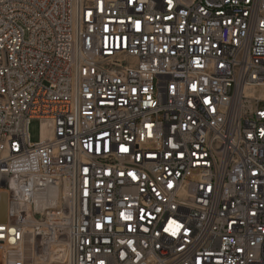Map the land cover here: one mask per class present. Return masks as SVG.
I'll use <instances>...</instances> for the list:
<instances>
[{
    "label": "built area",
    "instance_id": "built-area-1",
    "mask_svg": "<svg viewBox=\"0 0 264 264\" xmlns=\"http://www.w3.org/2000/svg\"><path fill=\"white\" fill-rule=\"evenodd\" d=\"M263 89L264 0H0V264H264Z\"/></svg>",
    "mask_w": 264,
    "mask_h": 264
},
{
    "label": "rangeland",
    "instance_id": "rangeland-1",
    "mask_svg": "<svg viewBox=\"0 0 264 264\" xmlns=\"http://www.w3.org/2000/svg\"><path fill=\"white\" fill-rule=\"evenodd\" d=\"M264 96V89L261 91ZM29 141L30 143L38 142L41 134V124L38 120H31L28 127Z\"/></svg>",
    "mask_w": 264,
    "mask_h": 264
},
{
    "label": "water",
    "instance_id": "water-1",
    "mask_svg": "<svg viewBox=\"0 0 264 264\" xmlns=\"http://www.w3.org/2000/svg\"><path fill=\"white\" fill-rule=\"evenodd\" d=\"M6 221V195H0V223H5Z\"/></svg>",
    "mask_w": 264,
    "mask_h": 264
},
{
    "label": "snow or ice",
    "instance_id": "snow-or-ice-1",
    "mask_svg": "<svg viewBox=\"0 0 264 264\" xmlns=\"http://www.w3.org/2000/svg\"><path fill=\"white\" fill-rule=\"evenodd\" d=\"M179 227V225H177V228ZM173 234H175V233H173Z\"/></svg>",
    "mask_w": 264,
    "mask_h": 264
}]
</instances>
